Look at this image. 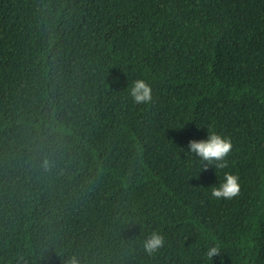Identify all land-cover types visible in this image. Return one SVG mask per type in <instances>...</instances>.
<instances>
[{"label":"trees","instance_id":"1","mask_svg":"<svg viewBox=\"0 0 264 264\" xmlns=\"http://www.w3.org/2000/svg\"><path fill=\"white\" fill-rule=\"evenodd\" d=\"M202 132L226 168L187 152ZM70 257L264 264V0H0V264Z\"/></svg>","mask_w":264,"mask_h":264},{"label":"clouds","instance_id":"2","mask_svg":"<svg viewBox=\"0 0 264 264\" xmlns=\"http://www.w3.org/2000/svg\"><path fill=\"white\" fill-rule=\"evenodd\" d=\"M129 96L134 104L150 105L153 102L152 88L142 79L133 82L129 89ZM205 138V140L203 139ZM232 142L229 138L223 137L215 132H202L193 136L187 145V152L199 158L202 162L201 171H207L210 166L217 169L227 167L226 157L232 151ZM183 151V149H181ZM45 168L48 162L44 161ZM241 186L237 176L225 173L224 182L218 188H212L211 196L216 200H231L240 194ZM220 240L216 239L213 246L209 247L205 253L209 260L220 256ZM166 240L160 232H152L143 242V249L148 255H155L165 247ZM68 264H78L75 257H70Z\"/></svg>","mask_w":264,"mask_h":264}]
</instances>
